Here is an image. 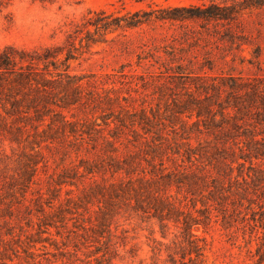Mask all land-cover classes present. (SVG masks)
Returning a JSON list of instances; mask_svg holds the SVG:
<instances>
[{
	"label": "trees",
	"instance_id": "trees-1",
	"mask_svg": "<svg viewBox=\"0 0 264 264\" xmlns=\"http://www.w3.org/2000/svg\"><path fill=\"white\" fill-rule=\"evenodd\" d=\"M5 2L0 0V7ZM252 6L264 8V0L173 7L155 18L178 22L197 18L207 24L228 25L222 39L239 47L247 42L231 27H237L243 10ZM151 13L137 9L115 15L99 10L64 42L33 48L9 44L0 49V136L20 149L12 173L3 177L2 188L7 187L8 195L15 198L19 193L20 205L34 199L40 208V226H44L41 232H48L50 223L43 221L61 207L64 186L79 189L77 179L97 173L101 182L94 179L78 198L81 203L93 198L103 203L98 206L97 226L110 230L107 221L120 203L154 218L161 228L173 220L184 231L181 264H204L206 243L192 230L198 220L184 210L182 201L199 196L222 203L228 193L237 195L230 192V183L238 184L239 178L246 183L249 173L245 176L241 169L245 162L249 161L247 167L252 170L254 160L264 159V76L215 75L212 59L198 63L187 58L183 64L186 58L168 52L178 63L175 73L181 80L179 97H171L175 108L170 118L168 102L163 112L143 105L137 110L127 97L118 93L110 97L97 80L83 82L86 76L69 72V61L79 48L100 40L107 31L147 23ZM82 31L83 37L79 36ZM52 150L60 155L62 169L48 175L41 186L39 163L45 171V151ZM234 164L236 177L232 175ZM172 186L177 195L182 194L181 199H173ZM72 192L65 190L67 208L78 204ZM207 202L198 211H205L208 220L212 203ZM44 204L53 211H45ZM8 219L3 220L6 225ZM263 261L264 249L258 264Z\"/></svg>",
	"mask_w": 264,
	"mask_h": 264
},
{
	"label": "rangeland",
	"instance_id": "rangeland-1",
	"mask_svg": "<svg viewBox=\"0 0 264 264\" xmlns=\"http://www.w3.org/2000/svg\"><path fill=\"white\" fill-rule=\"evenodd\" d=\"M5 1L0 7V49L9 44L33 48L64 42L68 34L75 35L74 30L82 28L85 18L99 10L115 15L137 9L152 11L149 22L107 31L99 36L100 40L79 48L75 58L69 61L71 74L86 76L83 82L88 78L97 80L106 94L127 97L128 103L137 110L143 105L154 110L158 107L163 112L168 102L167 114L172 118L171 108L175 106L170 103L171 97H179L181 80L175 73L178 63L167 54L171 51L186 58L183 64L187 63V58L198 63L205 58L212 59L211 73L215 75L264 76V8H245L237 27L232 25L239 39L247 42L237 47L222 39L228 25L207 24L197 18L179 22L155 18L173 7L188 8L228 0ZM88 29L93 30L90 26ZM79 36L83 37L84 31ZM19 152L15 144L0 136L3 159L0 160V264H181L184 231L182 225L173 220L161 228L154 218H147L142 212L120 203L115 215L107 221L110 230L96 225L100 216L98 206L102 207L103 203L96 198L81 203L78 198L82 196V188L93 184L94 179L101 182V175L97 173L81 181L77 179L79 189L64 186L59 197L62 205L43 221L50 223L48 232H41L44 226H40L38 219L42 217L34 199L20 205L19 193L15 198L8 195L7 187L2 188L3 177L12 173ZM45 153L48 159L45 171L39 163L41 186L48 175L62 169L58 153L54 150ZM248 162L241 168L243 175L249 173L246 183L239 178L238 184L230 183L228 187L237 195L228 193L220 204L199 196L182 201L184 210H189L198 220L192 230L206 243L204 264H258L264 249V159L254 160L252 170L247 167ZM232 175H238L236 164ZM108 177L106 175L105 179ZM67 189L73 190L71 194L78 203L71 208L66 207L64 200ZM170 192L173 199L182 198L181 193L176 194L174 186ZM33 196L27 195L28 198ZM205 201L212 203L210 212L207 211L208 220L205 211H198ZM53 203L59 205L58 200ZM43 207L47 212L53 211L46 204ZM4 219L10 220V224L6 225Z\"/></svg>",
	"mask_w": 264,
	"mask_h": 264
}]
</instances>
